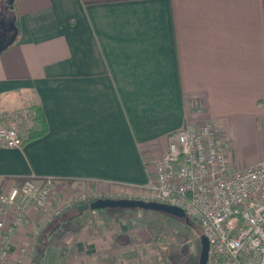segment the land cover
Returning a JSON list of instances; mask_svg holds the SVG:
<instances>
[{"label":"crops","instance_id":"1","mask_svg":"<svg viewBox=\"0 0 264 264\" xmlns=\"http://www.w3.org/2000/svg\"><path fill=\"white\" fill-rule=\"evenodd\" d=\"M11 11L0 103L26 94L46 132L24 141L31 121L20 147L0 143V192L34 175L52 177L59 197L75 181L124 196L151 180L168 133L187 124L215 123L229 170L264 159V0H15ZM37 216L5 264H29L20 244ZM90 236L72 237L80 257ZM48 250L45 264H68Z\"/></svg>","mask_w":264,"mask_h":264},{"label":"built area","instance_id":"2","mask_svg":"<svg viewBox=\"0 0 264 264\" xmlns=\"http://www.w3.org/2000/svg\"><path fill=\"white\" fill-rule=\"evenodd\" d=\"M22 142L14 125L0 126L2 145ZM152 165L151 180L126 196L146 191L195 219L208 242L205 264H264V159L229 170L217 126L204 122L169 132L165 152ZM55 184L52 177L29 175L0 192V264L31 211L47 220L58 212L45 216Z\"/></svg>","mask_w":264,"mask_h":264},{"label":"rangeland","instance_id":"3","mask_svg":"<svg viewBox=\"0 0 264 264\" xmlns=\"http://www.w3.org/2000/svg\"><path fill=\"white\" fill-rule=\"evenodd\" d=\"M7 0H1L0 11H2ZM13 16V12L8 10L6 17ZM12 104L0 103V126L14 125L18 132H23L31 124V116L27 111L30 102H26V94L17 92L12 95ZM29 101V100H28ZM4 102V100H3ZM66 193L57 196L54 193L51 197H57L55 204H50L46 208L45 216L56 209L60 210L67 203L73 201H88L96 195L83 190L80 181L64 183ZM136 190V189H135ZM136 194V191L133 192ZM144 196H118L137 197L142 199H152L149 192L144 191ZM147 194V195H146ZM117 197L116 194H111ZM89 211H94L91 215L83 216ZM80 215L76 221L84 223V227L79 231H59L53 234L49 243V254L57 255L60 252L65 254L68 264H198L200 252L199 237L196 226L199 224L193 219L191 223H185L182 218L161 211L139 209V208H110L89 210ZM100 211V212H99ZM37 216L38 220L33 222L25 240L20 244L23 248L21 256L27 258L31 256L32 241L37 230L45 222L44 213ZM41 218V219H39ZM192 220V219H191ZM200 227V225H199ZM76 228V225L73 227ZM84 230V231H81ZM68 242H62V235H69ZM88 234L86 249L88 252L82 253V257L76 253L72 244L76 235ZM56 236V237H55ZM72 237H74L72 239ZM83 238V237H82ZM96 238V241L93 240ZM84 242V245H85ZM87 242H92L88 244ZM47 243V246H48ZM65 243V244H64ZM88 244V245H87ZM59 261V259H57ZM49 263V262H48ZM76 264V263H75Z\"/></svg>","mask_w":264,"mask_h":264},{"label":"trees","instance_id":"4","mask_svg":"<svg viewBox=\"0 0 264 264\" xmlns=\"http://www.w3.org/2000/svg\"><path fill=\"white\" fill-rule=\"evenodd\" d=\"M14 4H15V0H11L8 8L13 9ZM14 16H15L14 23L18 30L16 13ZM27 111L29 112V115L31 116L34 126L25 133L26 136L24 137V141L41 136L46 132V128L44 125V119L42 118V115L40 113L38 106L36 104H31L28 106ZM18 133L20 134V132ZM96 197H115V196L100 194V195H96L93 198H90L88 201H91ZM145 200H152V199H145ZM88 201H73L69 204H66L63 208L58 210L56 214L53 213L49 216L50 217L49 220L45 221L44 224L39 227L35 236L33 237L32 246H31L32 253H31V256L29 257V264H45L47 242H48V239L53 234L61 230L75 232L76 230L79 231V229H82L84 227V223L82 222L78 223L76 219L80 215H82L83 213L89 210L79 211L77 210V206L81 203L88 202ZM107 209H110V208H104V210H107ZM192 221H193V218L189 217V223H191ZM75 225H76V228H73ZM196 229H197V233L201 234V228L199 227V225L196 226Z\"/></svg>","mask_w":264,"mask_h":264},{"label":"water","instance_id":"5","mask_svg":"<svg viewBox=\"0 0 264 264\" xmlns=\"http://www.w3.org/2000/svg\"><path fill=\"white\" fill-rule=\"evenodd\" d=\"M8 2L10 3L11 0H8ZM3 9L6 10L7 8L4 7ZM2 14V11H0V24L3 21ZM5 30L6 31L0 32V53L3 52L16 39L17 27L15 26L14 20L9 23L8 28H5ZM7 31L13 32L10 36L6 37L5 35ZM104 208H139L161 211L164 213L175 215L179 218H182L185 223H189V216L182 208L157 200H145L135 197H96L91 201L81 203L77 206V210L79 211ZM199 243L200 252L198 257V264H205L208 251V242L205 236L202 234L199 237Z\"/></svg>","mask_w":264,"mask_h":264},{"label":"flooded vegetation","instance_id":"6","mask_svg":"<svg viewBox=\"0 0 264 264\" xmlns=\"http://www.w3.org/2000/svg\"><path fill=\"white\" fill-rule=\"evenodd\" d=\"M8 6H9V2H8V0H7V3L4 5V7H6L7 9H6V10L2 9V13H3V14H2L3 21H2V23L0 24V32H2V31H6L5 28H8L9 23H10L11 21L14 20V15L11 16V17H9V18L6 17V12H7L8 10L11 11V9H9ZM4 7H3V8H4ZM12 32H13V31H7L5 36H6V37L10 36V35L12 34Z\"/></svg>","mask_w":264,"mask_h":264}]
</instances>
